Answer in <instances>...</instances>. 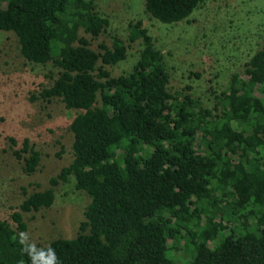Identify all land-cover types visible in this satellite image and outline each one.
I'll use <instances>...</instances> for the list:
<instances>
[{
    "label": "trees",
    "instance_id": "16d2710c",
    "mask_svg": "<svg viewBox=\"0 0 264 264\" xmlns=\"http://www.w3.org/2000/svg\"><path fill=\"white\" fill-rule=\"evenodd\" d=\"M205 0H144L162 23L187 20ZM109 25L96 0H0V30L21 56L56 69L30 100L76 110L69 123L73 158L51 187L26 193L0 218V264H30L15 242L22 212L49 208L54 185L72 180L87 197L71 238L49 244L61 264H264V48L233 73L212 106L171 91L162 53L141 19L126 40L91 47ZM139 43L127 72L108 68ZM11 147L16 144L9 137ZM22 171L41 153L27 138L12 149Z\"/></svg>",
    "mask_w": 264,
    "mask_h": 264
},
{
    "label": "rangeland",
    "instance_id": "374dc122",
    "mask_svg": "<svg viewBox=\"0 0 264 264\" xmlns=\"http://www.w3.org/2000/svg\"><path fill=\"white\" fill-rule=\"evenodd\" d=\"M97 10L109 25L97 38L85 35L93 49L111 44L113 35L126 40L127 25L141 19L160 50L168 70L171 91H188L205 106L225 90L233 73L244 76L245 63L264 48V0H205L187 20L166 24L145 13L144 0H96ZM139 54V43L127 48V56L109 66L113 75L130 70ZM56 69L51 63L37 65L19 52L16 35L0 30V218L10 219L26 193L52 186L50 178L73 158L69 123L76 110L62 102L30 100L41 86L50 85ZM9 137L16 140L10 146ZM27 138L41 153L37 169L28 175L12 149H20ZM49 208L22 212L26 232L37 246L58 237L74 236L87 197L72 180L52 187Z\"/></svg>",
    "mask_w": 264,
    "mask_h": 264
},
{
    "label": "clouds",
    "instance_id": "9594fccd",
    "mask_svg": "<svg viewBox=\"0 0 264 264\" xmlns=\"http://www.w3.org/2000/svg\"><path fill=\"white\" fill-rule=\"evenodd\" d=\"M15 242L19 245L20 251L27 256L30 264H61L50 244L46 247H37L35 240L26 231L17 233Z\"/></svg>",
    "mask_w": 264,
    "mask_h": 264
}]
</instances>
